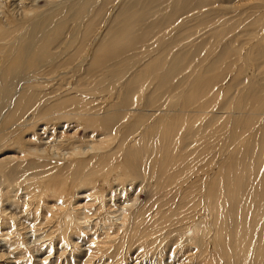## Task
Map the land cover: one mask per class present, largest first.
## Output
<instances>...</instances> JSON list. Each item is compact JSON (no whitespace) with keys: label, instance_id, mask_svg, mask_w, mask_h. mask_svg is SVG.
<instances>
[{"label":"rangeland","instance_id":"rangeland-1","mask_svg":"<svg viewBox=\"0 0 264 264\" xmlns=\"http://www.w3.org/2000/svg\"><path fill=\"white\" fill-rule=\"evenodd\" d=\"M0 264H264V0H0Z\"/></svg>","mask_w":264,"mask_h":264},{"label":"bare ground","instance_id":"bare-ground-1","mask_svg":"<svg viewBox=\"0 0 264 264\" xmlns=\"http://www.w3.org/2000/svg\"><path fill=\"white\" fill-rule=\"evenodd\" d=\"M232 234H233V233H231V235H232ZM232 236H233V235H232ZM228 242H229V241H228ZM217 244H218V243H217ZM228 245H229V244H228ZM220 246H221V245H220ZM220 246H219V247H220ZM232 248H233V247H232ZM226 251H227V250H226ZM228 254H229V253H228Z\"/></svg>","mask_w":264,"mask_h":264}]
</instances>
